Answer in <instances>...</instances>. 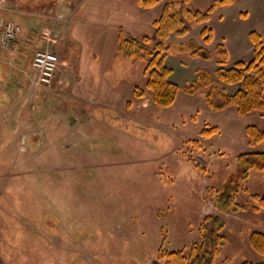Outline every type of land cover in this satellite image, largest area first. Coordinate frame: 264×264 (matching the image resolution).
I'll return each mask as SVG.
<instances>
[{"label":"rangeland","instance_id":"1","mask_svg":"<svg viewBox=\"0 0 264 264\" xmlns=\"http://www.w3.org/2000/svg\"><path fill=\"white\" fill-rule=\"evenodd\" d=\"M46 1L53 0H0V17L25 24L19 11L38 13ZM62 7L59 19L66 18ZM173 38L183 37L169 39L165 62L179 85L170 106L154 104L148 92L139 110L134 99L121 110L77 111L67 89L37 84L35 71L25 83L16 79L25 84V95L14 86L12 110L0 118V264H166L158 258L160 245L178 250L199 240V222L214 210V190L224 181L239 183L237 155L248 148L246 126L264 127V117L258 111L239 115L234 106L215 110L206 88L187 92L196 71L185 58L198 57L179 47L194 38ZM212 58L207 64L213 73ZM141 61L119 58L106 77L131 78ZM221 86L225 93L237 88ZM212 125L219 132L202 137ZM259 173L253 171L241 188L253 191ZM238 199L246 209L224 215L228 241L214 264L264 262L248 242L251 231H264V209L253 211L246 192Z\"/></svg>","mask_w":264,"mask_h":264},{"label":"crops","instance_id":"2","mask_svg":"<svg viewBox=\"0 0 264 264\" xmlns=\"http://www.w3.org/2000/svg\"><path fill=\"white\" fill-rule=\"evenodd\" d=\"M213 1L191 0V6L204 10ZM165 2L160 0L151 8H143L138 0H53L44 2L38 13L27 9L19 11L25 22L17 21L22 26L19 35L5 47L0 42V118L4 115L8 117L12 110L14 86L19 87L18 92L23 93L24 97V90L21 89L25 87L24 79H29L35 71L32 60L38 49H50L63 54L53 83L67 89L74 98L70 103L72 109L90 111L93 107H106L121 110L124 105L127 107L137 101L136 108L139 110L142 104L138 102H142V99L134 100L133 92L136 86H145L147 83L146 64L141 61L136 72L128 79L112 76L110 82L106 75L112 74L115 61L121 58L117 56L121 30L135 37H154L152 22L162 13ZM59 4L63 6L64 19L57 18L61 7ZM99 12L102 13L101 17ZM243 12L246 13L244 17ZM30 16L34 17L29 19ZM36 16L40 17L41 22L36 23ZM209 21L214 30V38L209 44H203L200 37L202 25H194L183 38L172 40L183 42L194 38L213 53L216 46L223 42L228 50L229 63L249 60L253 51L249 32L257 30L264 37V0H233L231 4L218 9ZM30 42L34 44L29 56H25ZM190 59L193 74L198 68L212 70L207 62L213 58H185ZM213 66L216 68V64ZM16 79L24 83L16 84ZM233 86L229 85L230 91L234 90ZM263 144L257 148L264 150ZM255 183L253 191H258L264 197V171L256 176Z\"/></svg>","mask_w":264,"mask_h":264},{"label":"trees","instance_id":"3","mask_svg":"<svg viewBox=\"0 0 264 264\" xmlns=\"http://www.w3.org/2000/svg\"><path fill=\"white\" fill-rule=\"evenodd\" d=\"M158 2L160 0H138L143 8H151ZM232 2L233 0H214L207 9L200 10L191 6V0H166L162 13L152 22L154 37H135L121 30L117 56L146 62L147 83L145 86L135 87L134 99H143L150 92L154 104L164 107L172 105L179 85L170 79L173 68L165 62L171 48L170 37H183L194 25H202L200 36L204 44H209L214 38L213 27L208 24L211 16L219 8ZM250 37L253 42L252 57L232 64L229 63L228 50L223 42L216 46L214 53L206 45L198 44L195 39L180 45L179 49L189 50L191 57L211 59L214 56L217 63L213 73L205 68L197 69L193 81L185 85L186 91L194 94L206 88V100L211 108L223 110L234 106L239 115L258 111L264 117V37L256 30L250 32ZM223 84L236 85L237 88L232 93H225L221 86ZM219 130L218 126L212 125L203 128L200 135L208 138ZM245 132L248 148L237 155V162L242 166L239 183L235 185L224 181L222 187L215 189L214 210L204 215L198 225L199 240L178 250H170L166 244L160 245L158 258L161 261L166 264H214L228 241L224 215L246 209L245 203L239 202V195L244 192L249 194L254 202L253 211L264 209V197L261 193L241 188L253 171H264V150L257 148L264 142V127L248 124ZM193 142L196 148H200L198 140ZM190 159L201 172L207 173L205 166L195 162L192 157ZM248 242L256 253L264 254V231H251ZM221 264H230V260H224ZM241 264L264 262L245 260Z\"/></svg>","mask_w":264,"mask_h":264},{"label":"built area","instance_id":"4","mask_svg":"<svg viewBox=\"0 0 264 264\" xmlns=\"http://www.w3.org/2000/svg\"><path fill=\"white\" fill-rule=\"evenodd\" d=\"M21 31V26L11 19L0 18V42L6 46L9 41L17 38ZM58 53L50 49H38L33 56L32 65L37 73L36 83L51 86L58 68L60 66Z\"/></svg>","mask_w":264,"mask_h":264}]
</instances>
